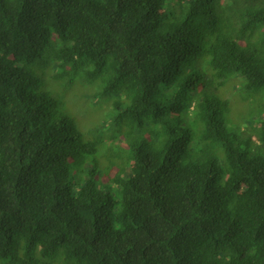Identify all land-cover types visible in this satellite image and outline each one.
<instances>
[{
  "label": "trees",
  "instance_id": "trees-1",
  "mask_svg": "<svg viewBox=\"0 0 264 264\" xmlns=\"http://www.w3.org/2000/svg\"><path fill=\"white\" fill-rule=\"evenodd\" d=\"M0 264H264V0H0Z\"/></svg>",
  "mask_w": 264,
  "mask_h": 264
},
{
  "label": "rangeland",
  "instance_id": "rangeland-1",
  "mask_svg": "<svg viewBox=\"0 0 264 264\" xmlns=\"http://www.w3.org/2000/svg\"><path fill=\"white\" fill-rule=\"evenodd\" d=\"M99 112H102V111H99ZM102 116L103 115H101V113H98L97 115L95 114V113H93V117L90 119V123L92 124V125H101L103 122H102ZM102 126V125H101ZM108 128V127H107ZM106 128V129H107ZM107 132H113V127L111 128V129H108V130H106ZM117 140H118V138L116 139V140H114V142H113V146H115L116 147V143L115 142H117ZM122 143V142H121Z\"/></svg>",
  "mask_w": 264,
  "mask_h": 264
}]
</instances>
